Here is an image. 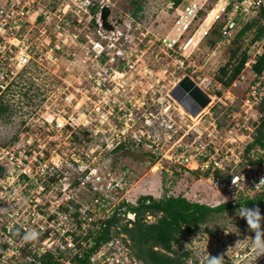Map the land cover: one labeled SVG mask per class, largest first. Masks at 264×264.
<instances>
[{"label": "rangeland", "instance_id": "374dc122", "mask_svg": "<svg viewBox=\"0 0 264 264\" xmlns=\"http://www.w3.org/2000/svg\"><path fill=\"white\" fill-rule=\"evenodd\" d=\"M76 1L47 0L50 18L37 17L20 37L31 46L35 59L21 69L15 77L18 82L3 98L9 111L0 116V149L19 144L29 154L54 150L60 160H100L112 163L118 171L125 165L132 181L126 196L131 203L144 194L156 199L185 195L210 205L234 203L241 192L260 194L264 162L247 165L245 150L255 128L252 118L246 121L247 107L242 101L257 75L244 66L240 72L244 78H238V86L231 88L229 100L223 98L226 104L215 97L221 93L216 85L223 77L221 68L235 62L232 42L213 46L206 39L199 48L185 50L183 57L191 65L181 67L159 41L177 18L178 7H170L173 0H116L110 15L117 18L116 24L121 23L118 35L109 32L112 26L105 28L109 38L104 39L115 47L98 55L92 50L97 36L92 27L70 24L61 33L54 31L61 19L53 14L63 13L65 5L75 9ZM66 16L75 18L71 13ZM108 22L112 25L114 20L108 18ZM44 28L49 37L41 35ZM4 30L9 35L10 30ZM21 40L14 42L20 45ZM228 68L225 79L232 65ZM185 76L200 85H196L198 90L209 99L196 115L171 94ZM186 92L199 106L195 96ZM57 119H68L70 130L55 129ZM30 140L33 143L28 146ZM121 142L126 147L115 150ZM250 157L256 159V154L252 151ZM209 164L213 167L207 177L204 172ZM216 167L232 174V179L239 176L238 181L224 183L213 173ZM122 221L127 222L126 215ZM3 239L0 233V264H9L3 257ZM175 248L191 252L188 264H212L213 259L221 264H264V211L246 206L215 214ZM131 264L144 263L132 259Z\"/></svg>", "mask_w": 264, "mask_h": 264}, {"label": "built area", "instance_id": "2783aa9c", "mask_svg": "<svg viewBox=\"0 0 264 264\" xmlns=\"http://www.w3.org/2000/svg\"><path fill=\"white\" fill-rule=\"evenodd\" d=\"M46 1L0 2V95L15 86L18 82L15 77L21 69L30 66L32 58L35 59L31 46L26 45L25 39L21 40L20 37L37 17L45 20L50 18L52 12L47 9ZM115 2L77 0L75 9L65 5L63 13L57 10L53 14L61 19V22L54 24V31L61 33L60 29L70 24H82L88 29L92 27L97 35L96 40H92V50L101 55L115 47L113 42L109 44L104 40L109 36L102 18L104 8L111 10ZM173 5L174 1H171L170 7ZM263 8L264 0H183L178 6L173 28L159 41L164 51L174 56L181 67L188 68L191 64L183 57L185 50L199 48L217 23H222V27L216 46H222L231 44L243 25L258 19L257 27L262 30V34L248 44L249 57L244 65L252 69L255 62L264 59ZM67 13L75 18L69 19ZM108 18L114 20L109 32L118 35L121 23H115V16L110 15ZM196 20L198 23L195 25ZM4 28L10 30L9 35L4 34ZM41 35L49 37L48 29L44 28ZM16 40H21V44H15ZM12 45H15L14 50ZM12 52L14 56L9 55ZM238 78H244L242 73L229 86L222 81L216 82L218 91H221L220 94L215 93L217 101L226 104L223 98L230 99V90L238 86ZM247 90L242 100L243 106L247 107L245 117L246 121L252 118L254 123L264 117L259 108L264 98V66ZM209 97L211 100L215 98L212 95ZM236 114L240 113L235 112L233 115ZM68 124L71 125L68 119H57L54 127L57 130H70ZM28 143L31 146L33 140ZM18 145L9 149L3 146L0 149V165L6 168V173L0 175V233L4 236L1 242L3 257L9 264H75L76 258L84 257L96 246L103 231L109 226L108 219L115 213L126 215L130 225L135 220V213L125 211L126 206L123 205L125 201L130 202L126 196L132 188L129 169L125 165L118 171L112 163L108 165L100 160H60L54 150H39L29 154L26 147ZM238 179L239 176H235L232 183ZM114 230L113 225V237L102 242L92 252V264L132 263L134 258L125 241L127 235L121 233L117 237L113 234ZM33 233L36 234L34 239H26Z\"/></svg>", "mask_w": 264, "mask_h": 264}, {"label": "trees", "instance_id": "16d2710c", "mask_svg": "<svg viewBox=\"0 0 264 264\" xmlns=\"http://www.w3.org/2000/svg\"><path fill=\"white\" fill-rule=\"evenodd\" d=\"M135 2V0H131ZM175 6H179L183 0H173ZM138 9L141 5L138 4ZM137 15V10L134 12ZM261 16L264 17V8L262 9ZM259 20H253L243 25L235 34L232 44L234 47L232 59L235 60L233 64L227 63L221 68L223 77L220 81L224 85L229 86L243 70L245 62L249 57V45L256 39L260 38L262 30L257 26ZM222 23H217L211 30L207 39L211 41L213 46H216L220 39V29ZM245 45L243 49L240 45ZM241 56L237 58L238 52L241 50ZM232 68L229 76L225 79L224 76L228 74L229 66ZM264 66V59L261 58L252 66L254 74L259 75ZM10 88H8V91ZM0 95V116H4L9 111V106L3 102L4 96L7 92ZM260 111L264 114V98L259 106ZM255 134L252 142L246 146L245 154L247 155V165H262L264 162V117L257 122L253 123ZM126 147V143H119L115 150H121ZM256 154V159L250 157L251 152ZM151 158L155 161L154 154ZM244 166V162L241 163ZM212 165H208L204 174L208 177L211 173ZM184 170L199 173V170H192L183 167ZM6 173V168L0 165V175ZM213 173L222 178L224 183L230 184L233 175H226L221 168H215ZM126 206L125 211L135 213V220L131 225L129 222H123L120 214L115 213L108 219L109 226L103 231L102 236L97 241L96 246L90 250L84 257L76 258L75 264H92L90 256L95 249H97L102 242L111 239V227L114 225L115 236L121 233L127 235L125 239L127 245L131 249V256L144 264H188V259L191 255L189 250H179L175 248V244L180 242L182 238H187L198 232L202 225L206 223L213 215L221 214L232 208H244L250 206L256 212L264 211V190L254 196L245 195L244 192L240 193L239 199L232 203L231 201L222 202L217 205H210L199 201H192L185 195H168L160 199L154 198L152 195H140L135 203L123 202ZM149 215L154 217L153 221L148 218ZM119 227V229L117 228ZM128 239V240H127ZM214 261V259H213Z\"/></svg>", "mask_w": 264, "mask_h": 264}, {"label": "water", "instance_id": "95a60500", "mask_svg": "<svg viewBox=\"0 0 264 264\" xmlns=\"http://www.w3.org/2000/svg\"><path fill=\"white\" fill-rule=\"evenodd\" d=\"M109 15L110 8L105 7L103 10L102 18L104 20V25L106 28H112V25L108 22ZM186 90L195 96L194 99H197L199 101V106L194 105L195 102L192 101ZM171 94L193 115L199 113L201 109L209 102V99L206 97V95L198 90L196 84L188 76H185L182 80L179 81V83L171 91Z\"/></svg>", "mask_w": 264, "mask_h": 264}, {"label": "clouds", "instance_id": "9594fccd", "mask_svg": "<svg viewBox=\"0 0 264 264\" xmlns=\"http://www.w3.org/2000/svg\"><path fill=\"white\" fill-rule=\"evenodd\" d=\"M233 180V179H232ZM231 180V181H232ZM150 216H152V215H150ZM36 237V234L35 233H33L30 237H26V239H28V238H32V239H34ZM212 264H221V262L220 261H212Z\"/></svg>", "mask_w": 264, "mask_h": 264}, {"label": "bare ground", "instance_id": "6f19581e", "mask_svg": "<svg viewBox=\"0 0 264 264\" xmlns=\"http://www.w3.org/2000/svg\"><path fill=\"white\" fill-rule=\"evenodd\" d=\"M196 165H197V164H192V167H194V168H195V167H196Z\"/></svg>", "mask_w": 264, "mask_h": 264}, {"label": "flooded vegetation", "instance_id": "af4514ba", "mask_svg": "<svg viewBox=\"0 0 264 264\" xmlns=\"http://www.w3.org/2000/svg\"><path fill=\"white\" fill-rule=\"evenodd\" d=\"M146 155H148V153L146 152Z\"/></svg>", "mask_w": 264, "mask_h": 264}]
</instances>
